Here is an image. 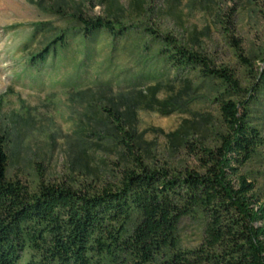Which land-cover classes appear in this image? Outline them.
Instances as JSON below:
<instances>
[{
	"label": "trees",
	"instance_id": "1",
	"mask_svg": "<svg viewBox=\"0 0 264 264\" xmlns=\"http://www.w3.org/2000/svg\"><path fill=\"white\" fill-rule=\"evenodd\" d=\"M164 1L174 9L179 0ZM89 2L81 0V7ZM81 7L57 3L49 9L86 33L110 30L118 20L110 6H103L104 18L87 17ZM146 7L147 0H128L118 11L123 18L144 15ZM217 20L237 67L218 66L195 36L191 43L162 36V64L188 71L193 81L161 102L159 82L133 99L110 100L99 124L120 151L124 166L118 174L80 183L49 181L36 163L38 182L31 188L9 172V132L0 118V264H264V69L254 71L258 54H242L232 21ZM63 39L55 36L52 43ZM202 87L216 118L184 120L165 135L169 152L183 155L176 164L146 161L150 153L133 128L135 108L141 102L150 109L157 105V113L167 116L181 96ZM186 218L200 225L191 248L180 239Z\"/></svg>",
	"mask_w": 264,
	"mask_h": 264
},
{
	"label": "rangeland",
	"instance_id": "2",
	"mask_svg": "<svg viewBox=\"0 0 264 264\" xmlns=\"http://www.w3.org/2000/svg\"><path fill=\"white\" fill-rule=\"evenodd\" d=\"M40 1L0 0V118L9 132V172L31 188L38 182L36 163L49 181L74 178L80 183L106 179L110 171L118 174L124 166L120 151L99 124L110 100L133 99L139 89L159 82L156 100L161 102L178 95L186 80L193 81L188 71L162 64V36L190 43L195 36L218 66L233 68V49L217 22V17L230 19L242 54H258L254 71L264 69V0H179L174 9L164 0H147L146 14L124 13L123 18L118 10L127 8L128 0H106L104 8L117 10L111 17L118 20L98 33L78 30L76 22L49 9L57 3L81 7V0ZM99 1L82 5L87 17L104 18ZM64 12L73 11L64 7ZM148 29L155 33L144 32ZM61 35L63 40L52 43ZM198 84L194 80L193 88ZM175 106L167 116L157 113V105L150 109L141 102L135 108L133 128L150 153L146 161L176 164L183 155L169 152L165 135L184 120L216 118L204 87L187 92ZM179 233L184 248L194 247L200 225L186 218Z\"/></svg>",
	"mask_w": 264,
	"mask_h": 264
}]
</instances>
